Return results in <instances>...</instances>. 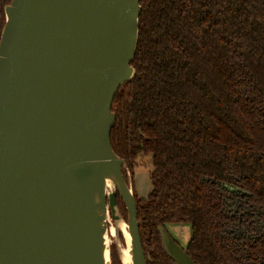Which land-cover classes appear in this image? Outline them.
Here are the masks:
<instances>
[{
  "label": "trees",
  "instance_id": "1",
  "mask_svg": "<svg viewBox=\"0 0 264 264\" xmlns=\"http://www.w3.org/2000/svg\"><path fill=\"white\" fill-rule=\"evenodd\" d=\"M139 4L135 73L112 101L110 139L132 176L150 157L151 191L133 188L146 264H172L157 230L170 222L189 223L195 264H264V0Z\"/></svg>",
  "mask_w": 264,
  "mask_h": 264
},
{
  "label": "water",
  "instance_id": "2",
  "mask_svg": "<svg viewBox=\"0 0 264 264\" xmlns=\"http://www.w3.org/2000/svg\"><path fill=\"white\" fill-rule=\"evenodd\" d=\"M139 1L11 0L4 7L0 264H104V237L112 264V226H120L114 238L123 246L124 232L130 236V264H146L130 173L125 180L129 170L110 139L112 101L135 73ZM157 230L172 264H195L163 225Z\"/></svg>",
  "mask_w": 264,
  "mask_h": 264
},
{
  "label": "rangeland",
  "instance_id": "3",
  "mask_svg": "<svg viewBox=\"0 0 264 264\" xmlns=\"http://www.w3.org/2000/svg\"><path fill=\"white\" fill-rule=\"evenodd\" d=\"M151 162L149 155L140 158L135 165L133 176L130 171L126 172V176L130 173L131 186L134 188V192L137 197L144 198L151 191L152 185H150L149 173L151 171ZM111 220V219H110ZM111 222H113L111 220ZM165 228L169 235H172L174 240L182 247L185 248L189 239L191 238V228L189 223L170 222L165 225ZM113 230H110V244L113 242L120 248L123 246L117 238L112 236Z\"/></svg>",
  "mask_w": 264,
  "mask_h": 264
},
{
  "label": "bare ground",
  "instance_id": "4",
  "mask_svg": "<svg viewBox=\"0 0 264 264\" xmlns=\"http://www.w3.org/2000/svg\"><path fill=\"white\" fill-rule=\"evenodd\" d=\"M104 187L106 189L107 192L109 191H112L115 186H114V180L112 182L111 179L109 178H106L105 179V182H104ZM120 223L117 224V226L119 225ZM120 227V226H118ZM118 227H110L109 231H108V234L110 235V230H113V232L111 233L112 236H114L116 230ZM120 229V228H118ZM124 236L126 238V243L124 246H121L118 250L119 252V256H120V260L123 264H130L131 263V255H130V252H129V241H130V236H128V233L127 232H124ZM109 243V238H105L104 237V248H103V253H104V264H107V248H106V245Z\"/></svg>",
  "mask_w": 264,
  "mask_h": 264
}]
</instances>
